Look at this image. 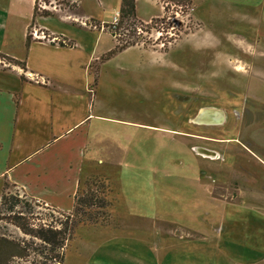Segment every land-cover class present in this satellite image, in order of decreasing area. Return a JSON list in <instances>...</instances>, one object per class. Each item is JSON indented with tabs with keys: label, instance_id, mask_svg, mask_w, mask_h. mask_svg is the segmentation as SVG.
I'll use <instances>...</instances> for the list:
<instances>
[{
	"label": "rangeland",
	"instance_id": "rangeland-1",
	"mask_svg": "<svg viewBox=\"0 0 264 264\" xmlns=\"http://www.w3.org/2000/svg\"><path fill=\"white\" fill-rule=\"evenodd\" d=\"M165 1L152 25L142 20L135 36L130 28L117 35L142 47L129 46L107 63V101L95 111L114 121L91 138L78 193L84 218L98 222H80L64 251H53L19 225L71 227L76 214L5 182L0 236L24 250L7 264H62L58 252H65L64 264H264L256 259L264 256V144L250 138L264 137L263 34L248 36L232 23L234 36L210 41L192 2ZM159 22L169 28L160 38ZM121 65L131 69L130 80L113 74ZM204 107L226 110L225 124L193 122Z\"/></svg>",
	"mask_w": 264,
	"mask_h": 264
},
{
	"label": "crops",
	"instance_id": "crops-1",
	"mask_svg": "<svg viewBox=\"0 0 264 264\" xmlns=\"http://www.w3.org/2000/svg\"><path fill=\"white\" fill-rule=\"evenodd\" d=\"M189 1L203 37L210 35V41L214 36H234L228 29L232 23L246 28L248 36L261 33L264 38V0ZM59 2L56 12H38L35 0H0V193L7 182L26 197L70 212L87 173L91 138L114 121L95 108L107 101L101 90L108 81L107 63L116 54L104 57L117 40L105 27L119 14L121 0ZM160 2L135 0L137 17L146 22L159 17ZM33 28L65 43L35 39ZM130 70L121 65L113 74L124 78ZM261 135L255 132L250 138L264 144ZM241 145L246 147L243 141ZM200 154L211 155L202 150ZM243 171L253 179L248 169Z\"/></svg>",
	"mask_w": 264,
	"mask_h": 264
},
{
	"label": "trees",
	"instance_id": "trees-1",
	"mask_svg": "<svg viewBox=\"0 0 264 264\" xmlns=\"http://www.w3.org/2000/svg\"><path fill=\"white\" fill-rule=\"evenodd\" d=\"M138 24L144 25L145 23L137 17L135 0H121V6L119 11V23L118 25L115 26L110 24V27L112 28L111 31L116 36L117 43L115 47L111 51H109L104 58L111 57L114 54L126 49L129 46L137 44L136 40H128V39L127 40L122 39L124 41L122 43L118 42L117 35L118 34L121 35L122 33H125V31H123L122 28L124 29L130 28V35L135 36L136 34L135 31L138 27L137 26ZM29 41L30 38H28V43ZM78 193L76 195L74 208L72 210L74 214H76V219L74 218L71 227H68V225L65 228H56V226H49V227H40L36 230V229H30L28 227L26 228L25 225L22 223L19 226L25 232L27 231L29 234H32L38 239H41L42 241L51 245L53 251L56 250L60 251L61 249L63 250L66 246V242L72 237L71 235H73L72 231H74V229L78 226L80 222L86 221L87 224H96L98 222L97 218H93L92 215H89L86 218H84L86 214L85 212H83L82 210L83 208L80 206L83 199L82 197L78 196ZM21 249H20V244H16L15 242H12V240H8L7 238L0 236V264H7L10 257H15L17 255L23 256L24 250ZM64 253L61 254L60 252H58V254L54 256L55 261L58 263L63 262Z\"/></svg>",
	"mask_w": 264,
	"mask_h": 264
},
{
	"label": "built area",
	"instance_id": "built-area-1",
	"mask_svg": "<svg viewBox=\"0 0 264 264\" xmlns=\"http://www.w3.org/2000/svg\"><path fill=\"white\" fill-rule=\"evenodd\" d=\"M164 2H165V6L167 7V5H169V3L170 2H166L165 0H164ZM34 5H35V7H36V9H37V11L39 12V11H45V10H55V9H57L58 8V6H59V4L57 3V1L56 0H51L50 2H47V0H35V3H34ZM165 8V7H164ZM166 12H167V9H166ZM179 13H178V11H176L175 12V14L171 17V15H169L170 16V18L174 21V19H176V15H178ZM169 16L166 18V19H168L169 18ZM172 20H170V21H172ZM118 23H119V14H117V15H115L114 16V18H113V21H112V25L113 26H115V25H118ZM171 23H174V22H171ZM149 25H152V22H149L148 23ZM164 24H163V22H159V23H157V26H158V30L157 29H155V31L157 32V34H158V38H160V36L161 35H163V33L165 32V31H167L169 28L168 27H164L163 26ZM174 25H170V28H174L173 27ZM163 27H164V32H163V30H161V29H163ZM138 28V27H137ZM154 29V28H153ZM167 29V30H166ZM139 33V32H138ZM31 35L35 38V39H41V40H43V41H50V42H60V43H65V40L64 39H62L61 37H56V36H50V35H48L44 30H40V29H38V28H35V29H32V31H31ZM28 76H30L31 78H33L34 80H37V81H40V82H45V79L42 77V76H36V77H38V78H35L34 76H32V75H28ZM57 264V263H56Z\"/></svg>",
	"mask_w": 264,
	"mask_h": 264
},
{
	"label": "bare ground",
	"instance_id": "bare-ground-1",
	"mask_svg": "<svg viewBox=\"0 0 264 264\" xmlns=\"http://www.w3.org/2000/svg\"><path fill=\"white\" fill-rule=\"evenodd\" d=\"M207 108H209V110L214 111V112H212V111L209 112L210 115L208 116L209 117L208 119L209 120H217L218 118H220V122L210 121V123H204V122H195L193 119H192V121L195 122L196 124H200V125L201 124L202 125H220V124H222L224 122V114H225V112L223 110H221L219 108H215V107H207ZM200 110H201V112H203L205 110V108H202ZM218 110H219V112H218Z\"/></svg>",
	"mask_w": 264,
	"mask_h": 264
},
{
	"label": "water",
	"instance_id": "water-1",
	"mask_svg": "<svg viewBox=\"0 0 264 264\" xmlns=\"http://www.w3.org/2000/svg\"><path fill=\"white\" fill-rule=\"evenodd\" d=\"M205 110L203 112H201V110L194 116L193 120L195 122H204V123H210V121H216V122H220V118H218L217 120H209L208 116L210 115L209 112H211L212 110H209V108L207 107H204ZM214 112V111H212ZM219 112V110H218ZM222 121V120H221ZM203 151H206V152H211L212 154H214V152L212 151H209V150H203Z\"/></svg>",
	"mask_w": 264,
	"mask_h": 264
},
{
	"label": "flooded vegetation",
	"instance_id": "flooded-vegetation-1",
	"mask_svg": "<svg viewBox=\"0 0 264 264\" xmlns=\"http://www.w3.org/2000/svg\"><path fill=\"white\" fill-rule=\"evenodd\" d=\"M226 111V110H225ZM226 114H227V112H226ZM226 116H228V114L226 115ZM226 120H227V118H226ZM225 121V120H224ZM226 122V121H225ZM225 122L222 124V125H224L225 124Z\"/></svg>",
	"mask_w": 264,
	"mask_h": 264
}]
</instances>
